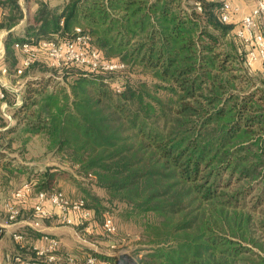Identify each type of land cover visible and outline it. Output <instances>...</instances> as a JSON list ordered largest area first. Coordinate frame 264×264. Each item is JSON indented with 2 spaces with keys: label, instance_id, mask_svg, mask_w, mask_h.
<instances>
[{
  "label": "trees",
  "instance_id": "obj_1",
  "mask_svg": "<svg viewBox=\"0 0 264 264\" xmlns=\"http://www.w3.org/2000/svg\"><path fill=\"white\" fill-rule=\"evenodd\" d=\"M222 5L65 0L58 10L39 1L33 22L26 18L16 36L12 30L24 18L23 7L19 0H0L4 60L13 74L22 58L16 42L65 37L76 26L103 58L124 63L101 73L62 66L71 76L68 88L46 92L43 84H28L19 105L25 109L30 93H37L44 117H23L24 131L44 132L46 148L95 181L127 217L155 215L162 221L143 256L89 252L100 263L264 264V76L258 72L264 61L247 65V47L237 36L241 16L223 21ZM14 52L21 58L9 63ZM126 73L142 78L128 81ZM10 126L0 128V135ZM2 147L0 186L9 188L17 168ZM51 168L35 181L27 173L25 182L34 183L36 192L53 189ZM89 196L97 204L87 206L98 212L103 199ZM31 229L19 230L24 241H14L27 245L44 234Z\"/></svg>",
  "mask_w": 264,
  "mask_h": 264
},
{
  "label": "rangeland",
  "instance_id": "obj_2",
  "mask_svg": "<svg viewBox=\"0 0 264 264\" xmlns=\"http://www.w3.org/2000/svg\"><path fill=\"white\" fill-rule=\"evenodd\" d=\"M25 28L24 23L17 28L15 26L12 31L16 32L14 34L17 36L23 34ZM260 28L264 32V19L260 21ZM6 33V31L3 33L4 36ZM3 37L1 38L0 46H2V44L4 45ZM16 57L18 60L21 58L19 53H9L8 62L12 63L14 61L13 59ZM4 62L6 63L5 60ZM258 68H260L258 72L264 76V67L259 66ZM65 74L63 70L58 68L55 69L50 66L45 57L42 56L26 73L23 72L21 75H16L9 72L8 75L4 76L6 87L9 92L7 102L10 106L7 112L11 115V121L7 120L6 116L3 115L0 102V128L8 126L9 121L11 126L9 125L10 128L1 131V143L4 148L1 144L0 149L2 147L6 155V160L9 161L10 165L13 166V164H15L14 166L17 168V172L13 173L11 176L9 188L6 190L10 191L8 196L15 188L19 187L28 179L27 173L30 174V179L35 181L38 175L46 171L47 167L48 169L52 167L50 173L54 177V180L51 182V187L63 190L70 198H85L87 202H92L93 204H97V202L92 200L89 194L100 196L103 199V207H101L98 212L95 208L90 207L93 211V215L91 220L86 224L91 225V232L85 231L84 226L76 225L71 226L77 230L76 234L73 232L71 234L64 232V234L54 235L44 232L59 240V246L56 250L58 255L62 256L63 259L66 258L65 260H67V256L72 257V261L67 260L68 262L63 264H87L86 259L88 255H90L89 252L93 251L105 255L129 253L141 257L146 249L151 246L148 241L150 237H153L156 231L162 228V221L155 215L141 218L127 217L126 209H124L125 207L116 202H109L107 200V194L95 183V181L79 174L76 167L70 165L69 161L64 156L62 157L56 152L49 151L46 148L47 140L44 132L38 135H30L24 131L23 125H21L23 124V117L26 120H38L44 117V113H39L37 110L39 100L36 99L39 97L35 92H33V94L30 93L31 96L29 95L30 99H28L27 107L20 110L19 105L23 102V93L25 92L24 94L27 95V86L31 84L30 86L35 88L38 87L39 84L40 86L43 84L42 86L47 87L45 88L46 92L60 86H66L68 88L71 76ZM123 77L125 79L128 78V81L131 80V78H142L138 73H126ZM25 82H27L26 85H24ZM33 101L36 103H32ZM4 202L5 200L3 201V208ZM28 205L29 204H27V206ZM107 213L112 215L116 223L117 229L113 234H106L102 230V223ZM52 219L53 222L56 220L59 225H64L57 220L58 218L55 215ZM77 227L80 228L81 232ZM6 230L7 229H4V231L0 233V237L5 234ZM27 239L29 240L30 238ZM29 242L32 241L29 240ZM7 244L15 245L13 237L10 238ZM30 244L31 243H28L26 245L27 249ZM28 252L30 253L29 255L33 254L30 250Z\"/></svg>",
  "mask_w": 264,
  "mask_h": 264
},
{
  "label": "built area",
  "instance_id": "obj_3",
  "mask_svg": "<svg viewBox=\"0 0 264 264\" xmlns=\"http://www.w3.org/2000/svg\"><path fill=\"white\" fill-rule=\"evenodd\" d=\"M222 1L221 19L225 22L230 21L238 8L233 6L230 0ZM262 19H264V0H256L252 10L243 14L239 20L240 25L237 29V36L247 47L248 66L256 61H264V32L260 28ZM14 46L22 54L20 66L15 70L16 75H21L40 60L42 56L54 68L78 65L96 73L112 72L124 68L123 62L103 58L98 48L92 44L91 36L80 26H76L65 37L60 33H56L52 38L39 40L35 44L28 41H18ZM4 54L5 48L2 44L0 46V102L3 115L11 121V115L7 112L10 104L6 100L8 90L4 80V76L8 75L10 71L3 60ZM114 87L118 91L120 90L119 84L115 83ZM10 121L8 126L11 124ZM30 203L32 208L30 224L33 227L40 228L42 219L55 215L58 218L57 220L63 224L84 226L85 231L91 232V225L86 223L91 220L93 211L87 206L84 198H70L63 190L57 188L36 192L34 183L27 181L15 188L5 199L4 210L7 224L0 222V233L9 224H16L22 214V207ZM116 229L114 218L107 213L102 223L103 232L113 234ZM11 235L15 241H24L23 234L17 229L12 231ZM58 246L59 240L56 237L44 233L39 241L28 246V249L33 253L32 255L27 259H21L19 255H16L14 259L21 264H59L63 257L56 253ZM67 260L72 261V257L67 256ZM86 263L104 264L100 263L93 255H88Z\"/></svg>",
  "mask_w": 264,
  "mask_h": 264
},
{
  "label": "crops",
  "instance_id": "obj_4",
  "mask_svg": "<svg viewBox=\"0 0 264 264\" xmlns=\"http://www.w3.org/2000/svg\"><path fill=\"white\" fill-rule=\"evenodd\" d=\"M39 1H44L49 7L51 8H58L60 10L61 6L63 5L65 0H19V3L22 5L24 10V19L21 20V23L16 25V28L19 27V25H23L26 22V18H28L29 22H33V16L36 14L38 8H39ZM230 2L233 4V6L237 7L238 10L236 14L238 15L237 18H240L245 13H249L252 8L255 5L256 0H230ZM2 17V8L0 7V21ZM15 28V27H14ZM6 30L2 29L0 31V41L1 38L4 36V32ZM22 31V29H21ZM7 32V31H6ZM4 60V59H3ZM7 188H3L0 186V222L3 224H7V218L5 214V210L3 208V201L7 198L10 191H6ZM32 220V208L31 203L27 206L22 207V215L19 218V221L16 224H9L6 228L5 234L0 237V264H21L20 262H16L14 259V256L19 255L21 259H27L30 255L28 252L29 250L26 247V243H24L22 246H20L17 242L14 241L15 245H9L7 244L12 237L11 232L14 230H26V229H33L39 232H47L54 235L64 234V232L67 233H75L76 230L74 227L68 226V225H59L56 220L55 222L51 221L50 223H42L41 220V227L36 228L33 227L30 223ZM31 229V230H32ZM41 238V235L34 236V238H31V241L37 242ZM24 247V248H21Z\"/></svg>",
  "mask_w": 264,
  "mask_h": 264
}]
</instances>
